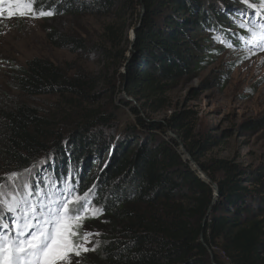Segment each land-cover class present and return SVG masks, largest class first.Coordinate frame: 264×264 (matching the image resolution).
<instances>
[{
    "label": "trees",
    "instance_id": "1",
    "mask_svg": "<svg viewBox=\"0 0 264 264\" xmlns=\"http://www.w3.org/2000/svg\"><path fill=\"white\" fill-rule=\"evenodd\" d=\"M30 2L35 12L113 16L122 21L105 25L102 33L103 41L119 49L122 58V47L132 46L113 88L160 107L174 85L196 78L209 67L210 55L222 54L229 44L234 49L254 46L248 29L264 25L260 10L264 8H255L259 7L255 0H244L247 5L237 7L228 4L229 13L224 0H218L217 6L207 0ZM127 17L132 24L125 22ZM129 28L135 29L132 44L125 37ZM202 33L220 47L211 51L203 46L196 40ZM46 39L56 49H83L80 41L54 31ZM6 72L7 90L18 97H61L70 104L97 98L87 94L97 83L91 76H69L43 58H33L23 66L8 65ZM79 107L76 128L63 138V132L34 106L0 97V183H5L7 173H24L35 165L20 177L21 186L14 192L22 198L27 182L33 192L29 199L37 205L67 195L66 184L73 187L74 196L95 186L90 198L102 214L85 220L79 231L81 235L85 230L99 233L92 236L99 247L80 256L71 254L74 264H264V164L247 170L218 161L221 176L216 177L210 167L198 162L197 154L207 143H191L188 113L150 125L137 118L139 128L127 127L118 140L103 127V114ZM262 128L264 116L240 127L244 132ZM166 129L183 141L193 162L215 183L214 204L211 186L183 160L174 139L157 135ZM0 215L11 224L13 215L2 206ZM216 250L224 252L226 262Z\"/></svg>",
    "mask_w": 264,
    "mask_h": 264
},
{
    "label": "rangeland",
    "instance_id": "2",
    "mask_svg": "<svg viewBox=\"0 0 264 264\" xmlns=\"http://www.w3.org/2000/svg\"><path fill=\"white\" fill-rule=\"evenodd\" d=\"M207 1L210 5H218V0ZM224 1L227 13L230 12L228 4H232V7L247 5L244 0ZM255 1L259 6L254 5L255 8H264V0ZM20 2L25 3V0ZM9 8L17 14L9 17ZM0 12V97L5 95L11 100L34 106L41 117L50 120L58 131L63 132L60 133L61 136L64 135L63 138L70 136V132L76 128L75 118L77 110L81 111V105L83 109L103 114L107 120L103 127L111 132L113 139L118 140L123 137L127 127L139 128L137 118H143L150 125L151 122L162 123L173 114L188 113L191 143H207L197 154L198 162L210 167L214 176H221L217 173L218 167L215 164L218 161L247 170L264 164V128L246 132L240 129L245 122L264 116V50L256 43L254 46L247 45L244 49L229 47L222 54L210 55L209 67H204L196 78L174 85L164 97V107H160L159 103H153L150 99H133L113 88L117 87L118 75L124 72L123 58L128 59L132 48L127 49L124 45L122 58L119 49H112L103 41L102 33L105 25L122 21L118 22L113 16H20L15 3H10V0L0 4ZM126 19V23L132 24L129 17ZM132 30L129 28L125 33L129 42ZM52 31L59 36L80 41L83 49L73 51L70 47L53 48L46 39V34ZM209 38L207 33H202L196 40H200L211 51L217 50L220 43ZM33 58L48 60L65 70L69 76L77 73L91 76L97 83L94 88L87 89V94L90 97L96 95L97 98L82 100V104L74 101L70 104L69 99L61 97H38L30 100L9 92L6 85L8 65L23 66ZM157 135L173 138L179 154L184 158L185 152L191 159L186 145L171 130L166 129L165 134L158 131ZM100 161H104L102 155ZM42 163L41 161L40 164ZM194 164L199 167L195 162ZM34 167L35 165L30 169ZM5 183L7 187L2 190L3 198L10 199L12 195H16V188L21 186V179L15 185L12 182ZM91 241L92 243L87 244L89 247L96 244V237H91ZM74 262L76 260L71 256V264Z\"/></svg>",
    "mask_w": 264,
    "mask_h": 264
},
{
    "label": "snow or ice",
    "instance_id": "3",
    "mask_svg": "<svg viewBox=\"0 0 264 264\" xmlns=\"http://www.w3.org/2000/svg\"><path fill=\"white\" fill-rule=\"evenodd\" d=\"M4 2L0 0V4ZM11 2L15 3L20 16L31 14L35 18L53 15L52 11H33L30 0L26 3L20 0ZM15 14L9 8V17ZM258 29H248L251 33L249 42H255L264 50V25L258 26ZM228 46L231 47L230 44ZM23 175L13 172L3 179L15 185ZM23 186L26 191L22 198L12 195L10 199H4L2 190L7 187V183H0V206L4 212L16 214L11 224L4 222V217L0 215V264H71V254L80 256L82 252L95 251L99 247L98 241L91 248L86 246L92 243L91 237L99 233L85 230L81 235L79 231L85 220L102 214V209L95 207L90 198L95 186L82 196H74L73 187L66 184L67 195L39 205L29 199L33 195L32 186L27 182Z\"/></svg>",
    "mask_w": 264,
    "mask_h": 264
},
{
    "label": "water",
    "instance_id": "4",
    "mask_svg": "<svg viewBox=\"0 0 264 264\" xmlns=\"http://www.w3.org/2000/svg\"><path fill=\"white\" fill-rule=\"evenodd\" d=\"M143 11V7H141V12ZM134 38H135V29H133L132 30V32H131V35H130V44H132L133 43V41H134ZM132 48V46L130 45V49ZM184 153V158H183V160L185 161V162H188L189 163V166L191 167V169L192 170H194L195 171V173H196V175L203 181V182H205L206 184H208V185H210L211 186V188H212V190H213V200H212V204H214L215 203V201H216V199H217V197H218V192H217V187H216V185H215V183H213L209 178H208V176L199 168V167H197L195 164H194V162H193V160L192 159H190L189 158V156L185 153V152H183ZM181 155V154H180Z\"/></svg>",
    "mask_w": 264,
    "mask_h": 264
},
{
    "label": "built area",
    "instance_id": "5",
    "mask_svg": "<svg viewBox=\"0 0 264 264\" xmlns=\"http://www.w3.org/2000/svg\"><path fill=\"white\" fill-rule=\"evenodd\" d=\"M216 251L218 252V254H219L222 258L225 257L224 252H222V251H218V250H216Z\"/></svg>",
    "mask_w": 264,
    "mask_h": 264
}]
</instances>
